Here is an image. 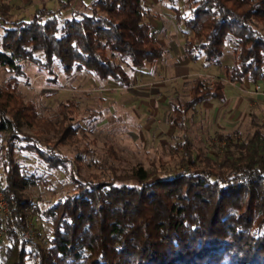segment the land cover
<instances>
[{
	"label": "trees",
	"instance_id": "trees-1",
	"mask_svg": "<svg viewBox=\"0 0 264 264\" xmlns=\"http://www.w3.org/2000/svg\"><path fill=\"white\" fill-rule=\"evenodd\" d=\"M74 1H61L56 9L37 7L30 17L14 20L3 2L0 65L23 74L25 60L51 71L56 64L67 77L87 72L131 88L132 77L116 57L140 70L165 55L144 0H94L91 13L62 18ZM177 1L190 7L189 16L178 7L172 10L183 33L191 34L185 44L193 60L195 49L215 61L227 43L236 46L225 78L211 83L197 76L189 99L173 104L171 124L186 133L190 112L205 101L226 100L224 79L264 82V0ZM17 86L12 78L0 88V192L9 209L0 217V264H264V123L249 137L228 141L218 158L195 154L184 135L182 152L173 151L180 155V172L161 164L150 172L139 165L128 177L94 175L82 181L77 177L83 156L56 151L61 144H75L77 127L65 126L60 112L59 137L45 149L21 130L42 120ZM19 146L49 169L69 174L74 189L39 208L28 189L49 180L24 171ZM35 215L50 224L48 246L26 237Z\"/></svg>",
	"mask_w": 264,
	"mask_h": 264
},
{
	"label": "rangeland",
	"instance_id": "rangeland-1",
	"mask_svg": "<svg viewBox=\"0 0 264 264\" xmlns=\"http://www.w3.org/2000/svg\"><path fill=\"white\" fill-rule=\"evenodd\" d=\"M3 1L10 4L11 20H14L30 17L36 7L59 8L64 0H0V4ZM93 1L75 0L62 11V18L91 13ZM144 5L149 11L147 20L166 53L140 70H133L129 62L116 57L135 83L131 88L120 87L111 78L100 79L87 72L67 77L56 64L51 71L25 60L23 74L0 65V88L16 78L17 92L25 102L36 105L42 120L40 124H23L24 134L38 139L48 149L54 147L59 137L57 122L63 118L60 112L67 119L65 126L77 127L76 136L71 139L75 144H61L56 151L69 158L83 156L79 165L81 177H77L83 178L82 181L94 175L105 180L114 176L128 177L139 165L150 172L157 170L160 164L165 170L180 172L184 167L178 165L180 155L173 151L176 148L182 152L184 135L192 142L195 154L218 158L225 152L224 145L228 141L236 143L245 139L264 123V96H250L255 94L249 92L255 84L234 87L224 79L226 100L211 99L202 103L188 114L187 132L177 130L171 124L173 104L189 99L197 76L210 78L211 83L225 78V67H231L236 59V46L233 42L227 43L223 55L215 61H207L205 55L195 49L190 54H197V59L193 60L186 53L185 44L191 34L183 33V25L176 21L172 10L173 6L178 7L184 16H189V4L177 0H144ZM3 34L0 27V42ZM258 83L264 91V82ZM206 103L209 108L204 106ZM62 104L69 105V109L60 107ZM253 115L256 125L252 122ZM18 144L23 147L26 142ZM20 146L17 158L24 171L29 175H46L49 180L47 185L28 189L39 208L44 209L74 189L75 182L69 174L62 169H49L36 155ZM8 214L9 209L7 213L0 211L1 218ZM50 235V224L39 215L33 216L26 237L48 246Z\"/></svg>",
	"mask_w": 264,
	"mask_h": 264
},
{
	"label": "built area",
	"instance_id": "built-area-1",
	"mask_svg": "<svg viewBox=\"0 0 264 264\" xmlns=\"http://www.w3.org/2000/svg\"><path fill=\"white\" fill-rule=\"evenodd\" d=\"M249 92H252L254 94H259V93L264 94L262 85H260L259 83H255L253 91H249ZM0 211H3L5 213L8 212L7 203L4 200V197L1 192H0Z\"/></svg>",
	"mask_w": 264,
	"mask_h": 264
},
{
	"label": "crops",
	"instance_id": "crops-1",
	"mask_svg": "<svg viewBox=\"0 0 264 264\" xmlns=\"http://www.w3.org/2000/svg\"><path fill=\"white\" fill-rule=\"evenodd\" d=\"M3 2L6 3V4L10 7V14L12 15V9H11L10 4L7 3V2H5V1H3ZM3 2H2V3H3ZM2 3H1V4H2ZM1 4H0V5H1ZM40 7H41V6H40ZM42 7H47V6H42ZM36 8H37V7H36ZM47 8H48V7H47ZM230 84L233 85L234 87H237L238 85H240V86L242 85V86H247V87H248V86L253 85V84H255V83H252V82H250L248 79H245L242 83H235V84H234V83H231V82H230ZM134 85H135V83H134ZM259 95H260V96H264L263 94H260V93H259V94H255V95H250V96H259ZM262 98H264V97H262ZM205 102H206V101H205ZM203 103H204V102H203ZM207 104H208V103H206V105H204V106L207 107V108H209V106H208ZM211 107H212V106H211Z\"/></svg>",
	"mask_w": 264,
	"mask_h": 264
}]
</instances>
